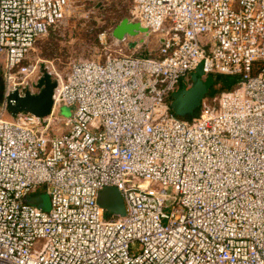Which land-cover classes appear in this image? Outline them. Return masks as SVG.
<instances>
[{"label": "built area", "instance_id": "2783aa9c", "mask_svg": "<svg viewBox=\"0 0 264 264\" xmlns=\"http://www.w3.org/2000/svg\"><path fill=\"white\" fill-rule=\"evenodd\" d=\"M67 6L0 0V264H264V0H133L128 19L163 33L155 58L46 67L49 115L9 117ZM199 63L239 82L184 120L171 96ZM105 188L123 217L105 219ZM43 194L48 211L29 202Z\"/></svg>", "mask_w": 264, "mask_h": 264}, {"label": "rangeland", "instance_id": "374dc122", "mask_svg": "<svg viewBox=\"0 0 264 264\" xmlns=\"http://www.w3.org/2000/svg\"><path fill=\"white\" fill-rule=\"evenodd\" d=\"M132 7L133 0H68L64 20L54 30L37 40L28 55V61L37 62L38 72L43 76L47 73L46 67H54L63 73L73 62L85 60L104 62L109 55L155 58L163 33L139 34L137 37H126L121 42L116 41L112 36L115 26L122 19L131 17ZM211 77L213 81L206 92L205 99L209 105L215 106L214 97L221 92L233 89L239 82V78L236 76ZM189 79L181 80L182 86L187 83L186 86L190 87L191 80ZM173 100L174 95L171 96V101ZM2 106L0 105V110ZM74 109L73 106L61 105L57 116L69 117ZM199 110L200 104L187 116L195 118ZM7 114L9 117L14 115L9 107H7ZM178 117L184 118L183 116ZM139 186L144 187L145 185L140 183ZM40 196L46 195H37L32 198ZM48 201L50 208L49 198ZM165 212L168 213L169 210L165 209ZM111 215L113 214L106 211L105 219Z\"/></svg>", "mask_w": 264, "mask_h": 264}, {"label": "water", "instance_id": "95a60500", "mask_svg": "<svg viewBox=\"0 0 264 264\" xmlns=\"http://www.w3.org/2000/svg\"><path fill=\"white\" fill-rule=\"evenodd\" d=\"M148 29L141 26L139 22H132L128 18L122 19L112 30V36L117 41H123L126 37H137L139 34H147ZM0 63L2 65L1 59ZM191 86L185 85L175 91L174 100L171 101V109L177 116H187L192 113L193 109L200 104L213 81L211 76H204L202 63H199L196 69L190 73ZM55 83L48 74H44L39 82V93L31 95L26 93L24 97H18L12 94L9 97V110L13 114L26 112L37 117L43 118L49 115L52 108V94ZM4 78L2 68H0V105L4 103ZM14 104L11 105L10 103ZM31 204L44 210L49 209V201L46 196L31 198ZM98 204L105 211L112 213L114 216L123 217L125 208L119 192L116 188H105L98 195Z\"/></svg>", "mask_w": 264, "mask_h": 264}, {"label": "trees", "instance_id": "16d2710c", "mask_svg": "<svg viewBox=\"0 0 264 264\" xmlns=\"http://www.w3.org/2000/svg\"><path fill=\"white\" fill-rule=\"evenodd\" d=\"M195 113V112H194ZM194 113H193V115H194ZM195 116V115H194ZM182 119H184V120H192L193 119V117L192 116H187V117H184V118H182ZM113 215H111L110 217H112ZM109 217V218H110Z\"/></svg>", "mask_w": 264, "mask_h": 264}, {"label": "crops", "instance_id": "0c3cea01", "mask_svg": "<svg viewBox=\"0 0 264 264\" xmlns=\"http://www.w3.org/2000/svg\"><path fill=\"white\" fill-rule=\"evenodd\" d=\"M210 76H213V75H210ZM218 76H220V75L214 76V78H215V77H218ZM186 85H187V83L185 84V86H186ZM180 87H181V84H180ZM186 87H187V86H186ZM204 98H206V97L204 96ZM204 98H203V99H204Z\"/></svg>", "mask_w": 264, "mask_h": 264}, {"label": "bare ground", "instance_id": "6f19581e", "mask_svg": "<svg viewBox=\"0 0 264 264\" xmlns=\"http://www.w3.org/2000/svg\"><path fill=\"white\" fill-rule=\"evenodd\" d=\"M149 33V32H148ZM148 33H147V35H148ZM145 35V34H144Z\"/></svg>", "mask_w": 264, "mask_h": 264}]
</instances>
